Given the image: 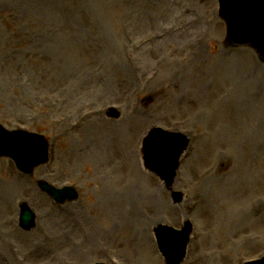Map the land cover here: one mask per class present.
Wrapping results in <instances>:
<instances>
[{
  "label": "rangeland",
  "instance_id": "1",
  "mask_svg": "<svg viewBox=\"0 0 264 264\" xmlns=\"http://www.w3.org/2000/svg\"><path fill=\"white\" fill-rule=\"evenodd\" d=\"M218 10L217 0H0V123L51 142L49 162L31 178L0 159V264H166L154 229L187 220L194 232L183 264L264 256V144L251 150L237 134L245 110L264 116V65L251 47H226ZM111 107L118 118L107 116ZM95 114L121 123L141 174L131 173L122 146L105 169L89 153ZM156 126L191 139L173 185L184 192L179 204L143 165L141 141ZM220 139L211 161L199 163ZM211 166L228 181L222 190L206 178ZM39 180L74 185L80 198L58 205ZM129 196L144 224L114 212L110 199ZM23 201L37 213L31 231L19 227ZM102 231L97 252L82 244Z\"/></svg>",
  "mask_w": 264,
  "mask_h": 264
},
{
  "label": "water",
  "instance_id": "2",
  "mask_svg": "<svg viewBox=\"0 0 264 264\" xmlns=\"http://www.w3.org/2000/svg\"><path fill=\"white\" fill-rule=\"evenodd\" d=\"M222 1L221 16L229 25L230 38L235 41L238 33L239 21L233 11V7H227ZM264 1V0H263ZM227 8L230 13L226 14ZM257 14L263 19L260 28L264 30V8L258 10ZM248 32H253L252 29ZM264 58V36L252 40ZM188 139L181 133H169L160 128L152 132L144 140V160L146 167L156 173L167 184L168 188L176 175L179 159L188 145ZM0 156H9L14 159L18 168L25 174L31 175L36 166L45 163L48 159V143L42 135L29 133L26 131L9 132L0 126ZM41 188L51 194L59 202H64L69 198L74 200L77 194L70 188L57 190L47 184L40 182ZM175 201L181 200L180 193H174ZM21 225L25 229H30L35 225V216L26 204L21 206ZM160 242V249L166 257L168 264H181L185 258L186 245L189 241L190 230L185 227L182 231H177L168 226H160L157 229ZM264 264V261L258 263Z\"/></svg>",
  "mask_w": 264,
  "mask_h": 264
},
{
  "label": "bare ground",
  "instance_id": "3",
  "mask_svg": "<svg viewBox=\"0 0 264 264\" xmlns=\"http://www.w3.org/2000/svg\"><path fill=\"white\" fill-rule=\"evenodd\" d=\"M198 48H201V45H197ZM197 48V49H198ZM254 68L253 62L251 61V66H248V70H252ZM244 97L246 100H250V96L248 94H244ZM252 101V100H251ZM249 103L247 102H242V106H247ZM243 116L247 118L248 120V125L247 127H244L242 131H244V135H242L239 130L237 132L238 136L241 138L247 139L245 144H247V147L251 150H255L259 144H264V116L261 118H255L252 113H250L248 110H245L243 112ZM89 119V118H87ZM91 119H95L96 122H94L92 125L93 127V138H87L86 140V147L92 155L96 156L97 159L99 160V163L101 164V167L105 169L108 166V162L111 161L112 153L114 147L122 146V156L124 157L125 163L131 168V173H134L136 175L141 174V169L139 165L137 164L136 160V154L135 152L132 151V146L131 143L126 141L125 138L122 137L121 134V123L118 124H112L111 122L105 120L102 115L100 114H95L91 117ZM258 119V120H257ZM252 132L253 130L256 129V133L258 134V138L255 136L253 137L250 135L249 132ZM111 130H116L115 134L118 138L117 140V145H114L113 140H112V134ZM219 136L221 137V133H219ZM218 136V137H219ZM219 137V138H220ZM225 139V138H224ZM219 142H210V146H208L202 151V154L198 157V162L201 164H206L207 162L211 161L209 156L212 152V149L215 148V150L219 147L220 141ZM226 140V139H225ZM222 142H224L222 140ZM224 161H227V159H224ZM207 163V164H208ZM215 169L214 166L209 167V169L206 170V174H212L214 173ZM104 174V173H103ZM209 182H212L216 188L223 189V185H226L228 181H225L223 176H217L216 174H212L208 177H206ZM134 196V195H133ZM133 196H129L125 199H119V198H111L110 199V204L111 201L114 203V212L119 215L120 217L127 216L129 219H131L130 224L132 223L133 225H140L144 224V222L139 218L138 211H136L134 207V198ZM214 197L216 194L213 195ZM110 209L111 207L108 206ZM204 209L202 210V215L203 218L206 220L205 224L208 223L209 218L211 217L210 214H208V209H210L208 206H202ZM198 208V206H197ZM261 205L257 204L255 205V208L253 212L259 213L261 211ZM112 210V209H111ZM109 212V209H108ZM141 234H144V231H140ZM105 237V232H94L90 233L86 238H83L82 244L84 245H90L92 249L97 252L98 244L97 242L99 240H103ZM147 237V236H145ZM151 254L153 255L154 252L151 249Z\"/></svg>",
  "mask_w": 264,
  "mask_h": 264
}]
</instances>
